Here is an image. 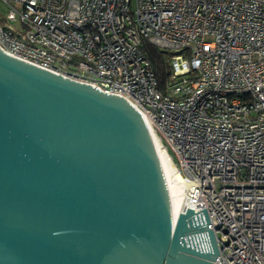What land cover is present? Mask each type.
<instances>
[{"label": "built area", "instance_id": "2783aa9c", "mask_svg": "<svg viewBox=\"0 0 264 264\" xmlns=\"http://www.w3.org/2000/svg\"><path fill=\"white\" fill-rule=\"evenodd\" d=\"M0 1L5 52L147 117L216 264H264V0ZM144 42L170 55L164 88Z\"/></svg>", "mask_w": 264, "mask_h": 264}, {"label": "water", "instance_id": "95a60500", "mask_svg": "<svg viewBox=\"0 0 264 264\" xmlns=\"http://www.w3.org/2000/svg\"><path fill=\"white\" fill-rule=\"evenodd\" d=\"M162 166L127 99L0 48V264H216Z\"/></svg>", "mask_w": 264, "mask_h": 264}, {"label": "bare ground", "instance_id": "6f19581e", "mask_svg": "<svg viewBox=\"0 0 264 264\" xmlns=\"http://www.w3.org/2000/svg\"><path fill=\"white\" fill-rule=\"evenodd\" d=\"M141 114L149 129V132H150L152 141L154 143L155 149L157 151L160 163L161 165H163L162 168L165 174V178L167 179V182H168L171 199H172V203L174 207V223H175L177 214H179L183 210V207H184V201H183L184 200V194H183L184 184L182 183V175L175 169L174 164L171 162V160L165 153V150L161 146L157 136L154 133V130L152 129L150 121L147 119V117L143 113Z\"/></svg>", "mask_w": 264, "mask_h": 264}, {"label": "trees", "instance_id": "16d2710c", "mask_svg": "<svg viewBox=\"0 0 264 264\" xmlns=\"http://www.w3.org/2000/svg\"><path fill=\"white\" fill-rule=\"evenodd\" d=\"M142 48L151 61L160 87L164 88L170 75V55L149 42H144Z\"/></svg>", "mask_w": 264, "mask_h": 264}, {"label": "rangeland", "instance_id": "374dc122", "mask_svg": "<svg viewBox=\"0 0 264 264\" xmlns=\"http://www.w3.org/2000/svg\"><path fill=\"white\" fill-rule=\"evenodd\" d=\"M8 11V8L6 6H4L2 4V2L0 1V23L2 25H5L6 24V21H5V14L7 13Z\"/></svg>", "mask_w": 264, "mask_h": 264}]
</instances>
